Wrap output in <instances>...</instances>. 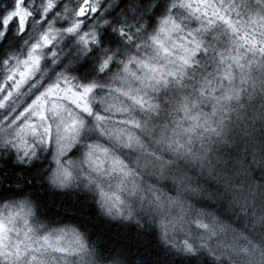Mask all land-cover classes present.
I'll return each instance as SVG.
<instances>
[{
    "label": "snow or ice",
    "instance_id": "obj_1",
    "mask_svg": "<svg viewBox=\"0 0 264 264\" xmlns=\"http://www.w3.org/2000/svg\"><path fill=\"white\" fill-rule=\"evenodd\" d=\"M0 264H264V0H0Z\"/></svg>",
    "mask_w": 264,
    "mask_h": 264
}]
</instances>
